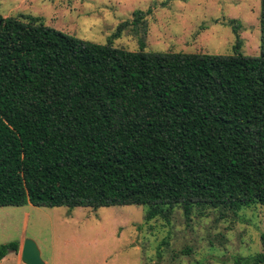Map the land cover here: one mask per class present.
Wrapping results in <instances>:
<instances>
[{
    "label": "trees",
    "instance_id": "1",
    "mask_svg": "<svg viewBox=\"0 0 264 264\" xmlns=\"http://www.w3.org/2000/svg\"><path fill=\"white\" fill-rule=\"evenodd\" d=\"M153 7L103 45L0 15V208L140 206L169 222L264 207V0L258 56L239 52L234 20L228 56L114 47ZM260 240L235 264H264ZM19 248L0 245V263Z\"/></svg>",
    "mask_w": 264,
    "mask_h": 264
},
{
    "label": "rangeland",
    "instance_id": "2",
    "mask_svg": "<svg viewBox=\"0 0 264 264\" xmlns=\"http://www.w3.org/2000/svg\"><path fill=\"white\" fill-rule=\"evenodd\" d=\"M0 0V15L39 17L57 31L95 44H106L118 25L135 11L153 7L138 28L113 40L116 48L135 52L139 40L146 52L203 53L228 56L237 43L243 56H258L260 0ZM0 212V245L24 237L32 240L45 264H235L262 250L264 207L236 214L195 211L186 221L175 209L169 222L146 221L140 206L68 209L24 207ZM28 215L25 219L24 215ZM25 229L23 228V224ZM165 242V244H164ZM190 250V253L183 254ZM8 255L3 264H15Z\"/></svg>",
    "mask_w": 264,
    "mask_h": 264
},
{
    "label": "water",
    "instance_id": "3",
    "mask_svg": "<svg viewBox=\"0 0 264 264\" xmlns=\"http://www.w3.org/2000/svg\"><path fill=\"white\" fill-rule=\"evenodd\" d=\"M20 257L23 264H45L41 259L38 247L30 239L24 240L20 251Z\"/></svg>",
    "mask_w": 264,
    "mask_h": 264
},
{
    "label": "crops",
    "instance_id": "4",
    "mask_svg": "<svg viewBox=\"0 0 264 264\" xmlns=\"http://www.w3.org/2000/svg\"><path fill=\"white\" fill-rule=\"evenodd\" d=\"M3 208H0V212H2V213H5V211H3L2 210ZM28 215L26 214V215H24V217H25V219H27L28 217H27ZM25 223L23 224V228L25 229ZM24 240H25V238L23 237L21 240H20V242H19V244H20V248H19V252H18V254H16V255H14V261H15V264H23L22 263V261H21V257H20V251H21V248H22V244H23V242H24ZM5 259V258H4ZM3 259V260H4ZM2 260V262L0 263V264H3V261Z\"/></svg>",
    "mask_w": 264,
    "mask_h": 264
}]
</instances>
